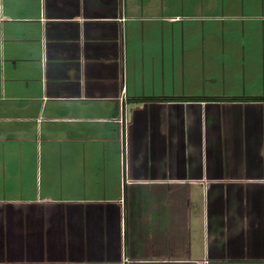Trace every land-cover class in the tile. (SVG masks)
<instances>
[{"label":"crops","instance_id":"1","mask_svg":"<svg viewBox=\"0 0 264 264\" xmlns=\"http://www.w3.org/2000/svg\"><path fill=\"white\" fill-rule=\"evenodd\" d=\"M0 264H264V0H0Z\"/></svg>","mask_w":264,"mask_h":264},{"label":"built area","instance_id":"2","mask_svg":"<svg viewBox=\"0 0 264 264\" xmlns=\"http://www.w3.org/2000/svg\"><path fill=\"white\" fill-rule=\"evenodd\" d=\"M118 122H119V124L121 126V130H122L121 141H122L123 152H125V150H126V133H127V126H128L126 110H123V112L121 113V115L119 117Z\"/></svg>","mask_w":264,"mask_h":264}]
</instances>
